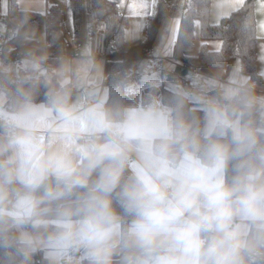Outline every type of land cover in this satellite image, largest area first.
<instances>
[{
    "label": "clouds",
    "instance_id": "obj_1",
    "mask_svg": "<svg viewBox=\"0 0 264 264\" xmlns=\"http://www.w3.org/2000/svg\"><path fill=\"white\" fill-rule=\"evenodd\" d=\"M257 103L264 99L241 78L208 109L203 135L181 119L135 109L114 121L102 104L81 118L55 98L63 123L50 135L34 122V105L0 113L7 129L0 139V248L27 259L44 243L74 245L89 264H264ZM62 135L78 150L59 143ZM134 141L146 152L125 179ZM52 225L55 233L42 240L39 230Z\"/></svg>",
    "mask_w": 264,
    "mask_h": 264
},
{
    "label": "trees",
    "instance_id": "obj_2",
    "mask_svg": "<svg viewBox=\"0 0 264 264\" xmlns=\"http://www.w3.org/2000/svg\"><path fill=\"white\" fill-rule=\"evenodd\" d=\"M179 0H156L153 12L144 18L142 27L144 48L152 45L156 38L161 21L175 14ZM73 12L74 41L78 43L86 25L87 33L93 37L100 29L105 31L107 69L105 85L108 98L103 109L114 121L124 118L126 108L141 99L139 95L128 92L132 74L126 67L128 50L125 35L129 25V17L114 0H70ZM212 0H189L181 17L175 59L187 70L196 65L207 66L212 70L227 72L230 63L238 59L242 72L248 76V84L252 86L260 79L257 67V22L254 0H246L244 4L218 23L210 20ZM7 17L16 26V33L10 37L6 49L12 51H31L42 57L50 66L59 64L66 52L67 31L60 9L52 5L44 12L23 11L19 9L17 0H8ZM44 23L47 40L43 46L30 43L38 36L40 26ZM196 24L200 27V38L205 42L218 39L222 42L219 50H210L203 43L197 54L194 52V34ZM165 80L179 88L172 89L162 82L158 87L147 90L145 96H158L162 105L168 108L170 120L181 119L191 125V130L203 135L202 127L205 111L197 102L187 96L200 90L175 70H163ZM0 89L8 99V107L15 111L20 102H43L52 107L53 98L61 105H66L72 98L71 84L63 85L59 90H51L46 82L30 79L21 70L16 78L9 71L0 68ZM253 119L264 121L257 106L253 111ZM7 134L4 125L0 124V138ZM128 173L125 170L124 178ZM119 188L113 192L114 207L121 211L116 203ZM129 217H124L127 221ZM119 257L116 258L118 262ZM0 264H26L25 257L13 249L0 248Z\"/></svg>",
    "mask_w": 264,
    "mask_h": 264
},
{
    "label": "crops",
    "instance_id": "obj_3",
    "mask_svg": "<svg viewBox=\"0 0 264 264\" xmlns=\"http://www.w3.org/2000/svg\"><path fill=\"white\" fill-rule=\"evenodd\" d=\"M121 10L129 17V25L126 30L125 42L128 50L126 67L130 74L128 92L132 95H139L141 99L136 104L126 108L139 111L155 113L160 117L169 118L168 108L161 104L158 96L149 98L145 96L147 90L158 87L162 82L169 88L177 85L167 82L163 70H175L177 66L183 67L175 59V48L179 32L181 17L183 16L189 0L178 3L174 15L164 18L159 26L158 33L152 45L144 48L142 27L144 18L153 12L156 0H114ZM174 2V0H170ZM246 0H243V4ZM179 2V1H178ZM257 22V67L260 79L252 85V93L259 99H264V0H254ZM19 9L23 11L46 12L50 6H57L65 23L66 52L62 61L50 66L44 58L38 57L31 52L30 58L24 59L21 66L15 61L6 60L0 57V68L9 71L16 78L20 71L26 72L27 76L40 82H46L51 90H59L65 84H71L73 88L72 98L68 104L62 105L73 109L75 114L81 118L87 114V110L95 105L102 104L103 107L108 98V88L105 85V73L107 69V58L95 57L92 53V36L84 30L78 43L74 41L73 12L70 0H17ZM146 7H141V4ZM242 4V5H243ZM237 0H212L210 20L218 23L223 17L242 6ZM8 0H0V17L5 22L7 17ZM6 23V22H5ZM15 25V24H14ZM5 32L0 31V36ZM43 42H37V37L29 40L30 43L43 46L47 40L46 33L42 37ZM203 43L208 48L217 51L221 48L222 42L218 39L203 41L200 38V27L196 24L194 34V52L197 54ZM185 78L193 87L200 90L198 93H191L187 96L193 102H197L205 111L204 125L208 126V109L214 104L223 103V93L228 87H234L241 78H247L242 70L238 59L230 63L227 72L212 70L207 66L196 65L187 70ZM180 91V90H178ZM26 104L35 106L33 120L42 133L50 135L63 123L62 115L56 108L47 106L43 102L23 101L18 105L17 110L12 111L8 107V99L0 89V113L9 115L16 114ZM261 117L264 119V105L256 104ZM206 126V127H207ZM206 129V128H205ZM7 131V129H6ZM6 137V136H5ZM0 138V139H4ZM84 141H79L83 143ZM59 143L66 145L73 151H77V141L71 135L59 137ZM146 152L145 145L134 141L129 152L126 171L130 173L143 160ZM95 175H93V179ZM31 230V229H29ZM56 231L54 225L47 230L40 229L39 234L42 240L47 241ZM115 257V261H116ZM34 260V261H33ZM89 264L84 250L76 246H57L47 243L41 244L34 252L28 254L26 264Z\"/></svg>",
    "mask_w": 264,
    "mask_h": 264
},
{
    "label": "built area",
    "instance_id": "obj_4",
    "mask_svg": "<svg viewBox=\"0 0 264 264\" xmlns=\"http://www.w3.org/2000/svg\"><path fill=\"white\" fill-rule=\"evenodd\" d=\"M6 30L5 33L0 36V57L6 60L15 61L18 66H21L24 59L30 58L32 56L31 52L28 51H12L11 49H6L7 42L12 35L16 33V26L9 18H6ZM106 35L103 29L98 30L94 33L92 37V53L95 57L106 58ZM192 69V68H191ZM0 124H6V121L0 119ZM41 260H37V264H41Z\"/></svg>",
    "mask_w": 264,
    "mask_h": 264
},
{
    "label": "rangeland",
    "instance_id": "obj_5",
    "mask_svg": "<svg viewBox=\"0 0 264 264\" xmlns=\"http://www.w3.org/2000/svg\"><path fill=\"white\" fill-rule=\"evenodd\" d=\"M182 1H183V0H179L178 3L181 5V4H182ZM5 30H6V23L3 21L2 17H0V31L5 32ZM45 33H46V31H45L44 23H42L41 26H40L39 34H38V36H37V42H38V41H39V42H43L42 37L45 36ZM173 89H175V87H173ZM206 126H207V125H203V127H202L203 133H204L205 130H206L205 128H207ZM4 127H5V126H4ZM5 128H6V127H5ZM33 261H34V260H33Z\"/></svg>",
    "mask_w": 264,
    "mask_h": 264
},
{
    "label": "water",
    "instance_id": "obj_6",
    "mask_svg": "<svg viewBox=\"0 0 264 264\" xmlns=\"http://www.w3.org/2000/svg\"><path fill=\"white\" fill-rule=\"evenodd\" d=\"M175 71L177 73H179L180 75H182V76H185L186 73H187V69L184 68V67H181V66H177L176 69H175Z\"/></svg>",
    "mask_w": 264,
    "mask_h": 264
},
{
    "label": "snow or ice",
    "instance_id": "obj_7",
    "mask_svg": "<svg viewBox=\"0 0 264 264\" xmlns=\"http://www.w3.org/2000/svg\"><path fill=\"white\" fill-rule=\"evenodd\" d=\"M237 2H238L239 4H241V5L243 4V0H237ZM140 6H141V7H146V5L143 4V3H142Z\"/></svg>",
    "mask_w": 264,
    "mask_h": 264
}]
</instances>
